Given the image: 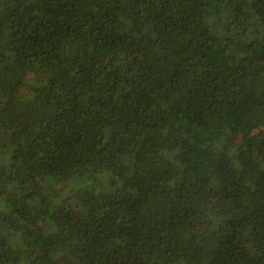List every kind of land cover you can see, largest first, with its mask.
I'll list each match as a JSON object with an SVG mask.
<instances>
[{
    "label": "trees",
    "instance_id": "obj_1",
    "mask_svg": "<svg viewBox=\"0 0 264 264\" xmlns=\"http://www.w3.org/2000/svg\"><path fill=\"white\" fill-rule=\"evenodd\" d=\"M264 0H0V264H264Z\"/></svg>",
    "mask_w": 264,
    "mask_h": 264
},
{
    "label": "rangeland",
    "instance_id": "obj_2",
    "mask_svg": "<svg viewBox=\"0 0 264 264\" xmlns=\"http://www.w3.org/2000/svg\"><path fill=\"white\" fill-rule=\"evenodd\" d=\"M260 134L264 135V128L261 130Z\"/></svg>",
    "mask_w": 264,
    "mask_h": 264
}]
</instances>
